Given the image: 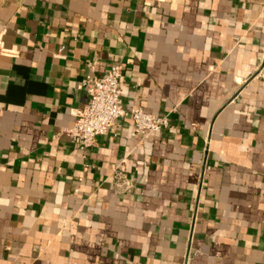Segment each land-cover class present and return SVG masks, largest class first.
I'll return each mask as SVG.
<instances>
[{
    "label": "crops",
    "instance_id": "crops-1",
    "mask_svg": "<svg viewBox=\"0 0 264 264\" xmlns=\"http://www.w3.org/2000/svg\"><path fill=\"white\" fill-rule=\"evenodd\" d=\"M116 60L172 129L80 150ZM63 263L264 264V0H0V264Z\"/></svg>",
    "mask_w": 264,
    "mask_h": 264
},
{
    "label": "built area",
    "instance_id": "built-area-1",
    "mask_svg": "<svg viewBox=\"0 0 264 264\" xmlns=\"http://www.w3.org/2000/svg\"><path fill=\"white\" fill-rule=\"evenodd\" d=\"M123 64L116 60L102 75L88 73L80 83L88 94L87 101L72 113L74 125L69 130L75 146L80 150L92 147L98 135L113 132L120 118L128 116L135 130L142 135L171 130L172 125L167 115H157L144 112L140 107L126 110L121 100V78ZM115 179L125 181L126 177L120 170H115ZM73 264V263H63Z\"/></svg>",
    "mask_w": 264,
    "mask_h": 264
}]
</instances>
